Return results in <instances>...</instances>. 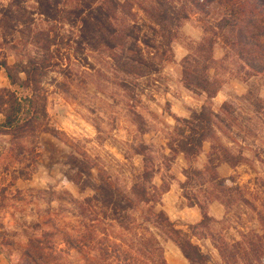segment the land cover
Returning a JSON list of instances; mask_svg holds the SVG:
<instances>
[{
	"label": "rangeland",
	"instance_id": "obj_1",
	"mask_svg": "<svg viewBox=\"0 0 264 264\" xmlns=\"http://www.w3.org/2000/svg\"><path fill=\"white\" fill-rule=\"evenodd\" d=\"M247 5L254 9L253 19L264 22V0H213L205 7L191 0H58L60 13L54 15L46 11L43 0H0V64L7 62L12 73L25 80L22 66L29 68L31 61L41 65L52 56L49 66L37 72L36 109L23 101L33 95V88L12 86L6 71L0 70V90L10 87L23 102L20 116L35 119L31 125L48 127L18 139L0 133V264H22L29 238L42 235L43 230L54 231L61 242L83 236L85 219L76 202L94 194L87 179L96 183L100 177L108 179L125 191L147 167L160 193L173 184L182 187L187 172L191 181L183 190L177 189V207L193 205L195 196L203 203L218 201L217 196L227 201L229 194H208L213 184L206 168L222 164L218 163L219 144L238 161L235 173L226 177L236 201L225 207L223 219L204 220L195 228L179 221L174 227L149 222L147 232L142 217L149 215V209L160 211L161 200L133 211L138 226L131 231L100 228L97 235L136 242L151 233L162 242L164 256L167 243L174 242L167 235L185 241L195 232L209 235L217 244L222 239L228 244L248 241L254 231L264 235L258 219L259 213L264 216V35L247 18L230 16L235 7ZM78 8L83 10L80 16ZM101 8L115 14L108 21L117 32L108 38L113 41L116 36L117 44L130 47L127 55L153 62L159 70L126 75L115 68L113 54L120 53L101 42L93 25L83 26L81 21ZM225 17L237 26L223 28ZM203 67L209 68L205 71L212 80L210 87L218 91L212 98L201 86H186L185 69L202 72ZM193 76L189 73L188 79ZM240 89L245 91L242 95L235 92ZM221 92L229 99L217 106L213 98ZM203 107L223 111L226 120L220 126L225 134L216 131V140L205 141L202 152L191 157L182 150L186 140L180 130L182 119H190ZM4 120L0 112V122ZM212 144L216 156L210 155ZM78 171L80 184L68 178L78 176ZM62 247L64 251L56 252L59 261L87 264L83 253ZM217 252L205 247L209 264H218L217 256L210 259ZM238 260L234 263H247Z\"/></svg>",
	"mask_w": 264,
	"mask_h": 264
},
{
	"label": "trees",
	"instance_id": "obj_2",
	"mask_svg": "<svg viewBox=\"0 0 264 264\" xmlns=\"http://www.w3.org/2000/svg\"><path fill=\"white\" fill-rule=\"evenodd\" d=\"M48 1L49 0H43L46 11L51 15L60 13L59 9H57L58 0H52L53 2L50 3ZM191 1L198 7H205L206 4H209L213 0ZM82 11V9L78 8L76 11L77 15L80 16ZM253 14V7H248L247 5L241 8L235 7V10L231 11L230 16H233L236 20H240L241 17L247 18L248 23L255 28V30H257L258 34L264 35V27L262 25L264 22H262V20H258L260 23H257L256 20L253 19ZM114 15L113 11L103 10L101 8V10L98 9V12L94 13L92 16L83 17L81 21L83 26L86 25L88 27L93 25L97 35L101 38V42H104L106 46L112 48L113 50L116 48L120 53L119 56L113 54L115 68H117L119 72L126 75H143L159 70L153 62L145 61L138 55H127V47H130L127 44L125 45L123 42L117 44L116 36L113 37V41L108 38L109 35H115L117 32L114 30L115 25L108 21ZM90 19L94 21V24L90 22ZM223 25V28L237 26L232 19L226 17L223 19ZM247 30L248 31L246 32L249 34V29ZM239 32L242 33V30ZM238 37L239 40H241V38L243 39V36L240 38L239 33ZM85 38H87L86 35ZM91 38L94 39V37ZM51 59L52 56L42 62L41 65L31 61L29 68L22 66L20 72H24L26 74L25 80L19 79L15 76L7 62L0 64V70L3 69L6 71L7 77L12 86L19 85L23 88H33V95L23 99L25 103H28L31 109L38 108V100L35 95V91L38 86L37 72L39 68H47L49 63H51ZM191 59L194 62L197 60L192 56ZM189 60L190 54L186 56L185 63H189ZM205 60H209V57H206ZM205 68L203 67L202 72L196 70L191 71L188 68H184V79L185 77L187 78L185 80L187 87L193 89L196 86H201V91L206 93L209 98H212L218 91L217 89L213 90L210 87L212 80H210L207 71H205L209 68ZM189 73H193L194 75L192 80L188 79ZM225 106L226 104H223L221 109L224 110ZM23 109V102H21L16 96L14 90H11L10 87H3L0 90V112L5 115V120L0 122V133L7 132L18 139L24 136L25 133L35 129L37 130L38 128L42 131L47 130L48 127L42 128L40 125H38V127L37 125H31L35 122V119L31 118L24 120L20 116ZM222 113L223 111L221 114ZM221 114L220 112H215L212 109L208 111L205 107H203L199 112L194 113L190 119H182L185 123L181 126L180 130L186 138L182 144L183 152L187 155L189 154L191 157H197L202 152L203 143L205 141L216 140V131L217 133L225 134L220 125H223L226 119ZM195 120H199L200 123L195 125ZM215 121H219V125ZM187 129L189 130L188 134H186ZM218 148L222 156L221 158H218V163L225 162L230 164L232 167H236L238 165L237 159L235 157H231L227 147L223 144H219ZM217 153L216 147L212 144L210 155L216 156L218 155ZM210 160H212V158H209V161ZM216 167L217 165H214L211 168H206L208 173L210 172L209 180L208 178L207 180L213 184L208 194L215 195L218 192L223 194V196L229 194L226 199L227 201L222 200V197L220 198L219 196L215 198V200L224 204L225 207H228V204H233L236 201V198L233 197V192H231L228 188V181L230 179L221 177L217 173ZM199 172H201V170H199ZM77 174L78 176H69L68 178H70L69 180L80 184L81 171H78ZM185 175L187 180L183 184L184 187H186L191 181L190 174L185 172ZM100 179L99 183L87 179L86 183H88L94 191V194L92 197L76 202L78 208L81 209V215L85 219L83 225L85 228V234L80 238L70 236L62 239L61 242L56 238L54 231L49 232L43 230L42 235H35L29 238L22 253V264H68L67 262H63L61 260L59 261V257L56 254L58 251L65 250L63 249L62 244L83 253L87 264H168L164 256V246L162 242L151 233H149L150 235L141 236L136 240V242H133L126 241L127 239H122V237L117 238L116 241H111L108 237H99L97 232L100 231V228L104 231H111L113 227H118L124 232H128L133 228H136L138 224L135 223L136 218L133 215V211L143 205L150 206L152 204L153 206L155 203H160L162 195L169 190V187L162 190L160 193H157L155 189L158 187L153 183V174L149 172L147 167H145L143 171L136 176L130 190L121 191L118 187H114L112 181L101 177ZM194 200L195 201L192 204H197L203 215L201 222L196 225H192L194 228L202 225L204 220L212 222L216 221L215 218L208 215L207 207L211 201L203 203L199 201L196 196L194 197ZM99 215H102L104 218H108L110 223L106 224L105 221L99 217ZM142 218L145 222L144 229L147 232L150 231V228L147 225L149 222L158 227L163 225H167V227H174V222L171 221L168 214L163 209L158 212H154L149 209V215L143 216ZM258 219L261 221V226L264 229V216L261 213L258 214ZM101 223L105 226H102ZM36 228L37 227H34L33 230H36ZM178 230L180 229L175 231L177 233L182 232L181 230ZM251 234L253 238L248 239V241L244 240L243 242L228 244V242L222 239L220 244H217V242H213V244L228 264H236L234 262H237L238 259L246 261V264H264V235L259 236L257 232L255 233V231L251 232ZM167 237L176 243L184 256L189 260V264H209L208 255L202 251L198 244L192 241L191 237H188L185 241H180L178 238L175 240L171 237V235H167ZM91 252H93V255H90ZM232 259H235L234 262H232Z\"/></svg>",
	"mask_w": 264,
	"mask_h": 264
},
{
	"label": "crops",
	"instance_id": "obj_3",
	"mask_svg": "<svg viewBox=\"0 0 264 264\" xmlns=\"http://www.w3.org/2000/svg\"><path fill=\"white\" fill-rule=\"evenodd\" d=\"M8 85L9 83L7 84V86ZM241 90L242 89H240V91L236 90L235 92L238 95H242V93L245 91H241ZM228 99H229V96L224 95L223 92H221V95L219 94L215 98H213L217 106H219L220 104H222L224 101ZM207 150L204 152H207ZM217 170L222 177H228L232 173H235V168H233L231 165L225 162L220 164L217 167ZM186 180H187V177L185 176V174H183V178L181 179V181L183 182L182 184H184ZM177 189L183 190L184 186L182 187L180 186V188H178L177 184L171 185L169 190L163 195V198H162L163 208L162 209L166 211L169 218L173 222L177 223L179 221L180 223H183V225L186 224L184 225L185 227H187L188 225L198 224L199 222H201L202 216H203L200 207L197 204H193V205L187 204L184 206L177 207V200H178L177 199L178 198ZM207 211H208V215L215 218L216 221L221 220L226 216V208L224 204L218 201L210 202L208 204ZM192 241L198 244L201 247L203 252L205 251V247H211L214 249L215 252H217V248L214 246L213 240L209 235L199 236L194 232L192 234ZM202 242H204L205 246L202 244ZM165 249H166L165 258L168 264H189L190 263L189 260L184 256L180 248L174 244V242H168ZM210 252L212 253V251ZM214 256H217V258L219 259L218 264H226L223 261H221V257L218 252L215 254L213 253V255L210 256V259H213V260L216 259V257L214 258Z\"/></svg>",
	"mask_w": 264,
	"mask_h": 264
}]
</instances>
